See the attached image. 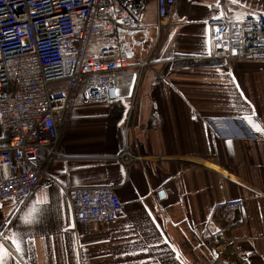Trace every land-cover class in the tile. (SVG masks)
I'll use <instances>...</instances> for the list:
<instances>
[{
    "label": "crops",
    "instance_id": "1",
    "mask_svg": "<svg viewBox=\"0 0 264 264\" xmlns=\"http://www.w3.org/2000/svg\"><path fill=\"white\" fill-rule=\"evenodd\" d=\"M262 14L264 0H176L160 34L151 1L144 24L122 35L130 71L152 64L130 113L128 100H73L47 177L20 206L0 204L4 264H264V141L253 137L264 134L244 119L264 128V61L169 67L211 52L209 21ZM221 119L247 139L213 135ZM125 149L135 155L127 165ZM98 186L115 188L121 212L76 225L64 189ZM42 194L44 211L22 223ZM236 199L235 227L213 220L217 204Z\"/></svg>",
    "mask_w": 264,
    "mask_h": 264
},
{
    "label": "built area",
    "instance_id": "2",
    "mask_svg": "<svg viewBox=\"0 0 264 264\" xmlns=\"http://www.w3.org/2000/svg\"><path fill=\"white\" fill-rule=\"evenodd\" d=\"M151 1L161 33L176 0H0V204L20 206L47 177L46 165L60 157L64 118L76 94L82 105L128 100L130 113L150 61L130 71L122 35L144 24ZM207 26L211 52L172 59V70L221 68L230 58L264 60V15L215 19ZM93 39L103 43L89 55ZM121 86L128 87L126 93L120 94ZM210 131L247 139L222 119ZM133 159L127 149L119 156L125 165ZM63 192L76 225L113 222L122 210L114 187ZM241 203L217 204L213 220L235 227Z\"/></svg>",
    "mask_w": 264,
    "mask_h": 264
},
{
    "label": "snow or ice",
    "instance_id": "3",
    "mask_svg": "<svg viewBox=\"0 0 264 264\" xmlns=\"http://www.w3.org/2000/svg\"><path fill=\"white\" fill-rule=\"evenodd\" d=\"M235 2V0H234ZM244 119L249 123V125L258 132H261L264 134V128L261 127L256 122H253L250 117L245 116ZM48 203V197L45 194H42L37 198L36 201L32 204V206L29 208V211L25 213L23 216L20 217L21 222L24 224H30L35 221L37 216L44 211L43 206ZM7 238V237H6ZM13 244L16 245L17 252L20 251L19 244L15 239H13ZM8 255V253L3 249L2 246H0V264H4V258Z\"/></svg>",
    "mask_w": 264,
    "mask_h": 264
},
{
    "label": "rangeland",
    "instance_id": "4",
    "mask_svg": "<svg viewBox=\"0 0 264 264\" xmlns=\"http://www.w3.org/2000/svg\"><path fill=\"white\" fill-rule=\"evenodd\" d=\"M262 15H264V14H262ZM247 16H251V15H247ZM242 17H244V16H242ZM161 34V33H160ZM206 56V55H205ZM180 57H187V56H180ZM200 57H204V56H200ZM177 58H179V57H177ZM174 59H176V58H174ZM230 59H234V60H242V61H252V62H254V61H256V62H262V61H264V60H262V61H258V60H251V59H235V58H230ZM144 60H148V59H144ZM226 65V64H225ZM224 65V66H225ZM223 66V67H224ZM150 68H152V64H151V61H150V66L149 67H147V68H145V70L144 71H146V69H150ZM144 73V72H143ZM143 73H142V75H143ZM142 75H141V77H142ZM140 77V78H141ZM140 80V79H139ZM79 99V97H77V94H76V97H74L73 99ZM80 101V100H79ZM66 116H65V118H64V122H63V126H62V130L63 129H65V127H66Z\"/></svg>",
    "mask_w": 264,
    "mask_h": 264
},
{
    "label": "bare ground",
    "instance_id": "5",
    "mask_svg": "<svg viewBox=\"0 0 264 264\" xmlns=\"http://www.w3.org/2000/svg\"><path fill=\"white\" fill-rule=\"evenodd\" d=\"M123 80L125 79H120V81H123ZM127 90H128L127 86H121L119 91H120V94H124L127 92Z\"/></svg>",
    "mask_w": 264,
    "mask_h": 264
}]
</instances>
